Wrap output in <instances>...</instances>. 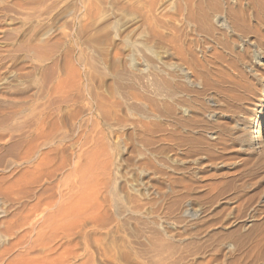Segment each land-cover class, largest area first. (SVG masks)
<instances>
[{"label": "rangeland", "instance_id": "1", "mask_svg": "<svg viewBox=\"0 0 264 264\" xmlns=\"http://www.w3.org/2000/svg\"><path fill=\"white\" fill-rule=\"evenodd\" d=\"M0 264H264V0H0Z\"/></svg>", "mask_w": 264, "mask_h": 264}, {"label": "bare ground", "instance_id": "2", "mask_svg": "<svg viewBox=\"0 0 264 264\" xmlns=\"http://www.w3.org/2000/svg\"><path fill=\"white\" fill-rule=\"evenodd\" d=\"M22 112V111H21ZM44 119V118H43ZM42 118H40L38 121H36V126H35V128H34V130H32V132L30 133V135H29V137H28V139L29 140H27L26 139V142L28 141V144L32 141V142H39V141H37V140H39V137L41 136V135H43V133L45 132V122H44V120H43ZM36 133L38 134V136L37 137H33L34 135H36ZM33 138V139H32ZM42 138V137H41ZM41 138H40V140H41ZM32 139V140H31ZM3 140H4V138H3ZM31 140V141H30ZM32 144H36V143H32ZM29 145H31V143L29 144ZM33 146H35V145H33ZM33 146H29V150L33 147ZM31 147V148H30ZM33 148H36V146L35 147H33ZM29 150H28V153L27 154H30L31 155V151L32 150H34V149H31L30 150V152H29ZM26 152H27V150H26ZM25 152V153H26ZM25 155V154H24ZM29 155V156H30ZM45 155V154H44ZM44 157V156H43ZM28 157H26V159H27ZM24 160H25V156H24ZM48 161V160H47ZM45 158H43V160H42V163L41 164H39L40 166H43L44 164H45ZM38 165V166H39ZM39 166V167H40ZM42 168V167H41Z\"/></svg>", "mask_w": 264, "mask_h": 264}]
</instances>
